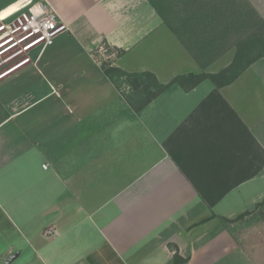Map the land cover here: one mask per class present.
Returning a JSON list of instances; mask_svg holds the SVG:
<instances>
[{
  "label": "crops",
  "instance_id": "1",
  "mask_svg": "<svg viewBox=\"0 0 264 264\" xmlns=\"http://www.w3.org/2000/svg\"><path fill=\"white\" fill-rule=\"evenodd\" d=\"M29 1L0 0V17ZM49 2L69 31L31 66L61 91H0V264H264V57L221 97L210 78L174 83L138 110L98 50L169 84L236 48L202 66L150 0ZM200 190L226 194L210 206Z\"/></svg>",
  "mask_w": 264,
  "mask_h": 264
},
{
  "label": "trees",
  "instance_id": "2",
  "mask_svg": "<svg viewBox=\"0 0 264 264\" xmlns=\"http://www.w3.org/2000/svg\"><path fill=\"white\" fill-rule=\"evenodd\" d=\"M183 1H185L184 4H186V8L181 5L180 9L179 4H181ZM150 2L160 11L166 23L172 27L175 33L182 39L183 43L202 66H206L207 64L211 63L231 47L236 48V54L230 65L216 73L196 74L190 72L176 77L169 84L160 83L157 77L150 72L137 73L146 76L151 80V82H153L154 85H156V91H152L149 99L144 102V104L140 105L138 110L151 102L156 96H158L161 92L166 90L174 83H178L186 90H189L196 87L204 79L210 78L216 86L210 96L221 97L219 94L220 87L232 83L254 62L264 57V18L259 14V12L251 4V2H249V0H178L175 6L178 8V10L180 9L182 14H184H181L183 16L181 21H183V23L187 22V24H189L190 27H187L190 28V32H193V30L196 32L195 37L197 43L199 44L196 46L190 42V40H187L186 37H183L180 31L169 22L166 16L167 14L162 11L158 0H150ZM222 18L233 20L235 22V27L230 29L228 25H224L221 26V29H218L217 31L216 28L219 26V24H221ZM192 27L194 29H192ZM215 30L216 32H220V36L218 35V37H212V34L215 32ZM232 30L236 35L235 41L232 42V44L220 46L219 43H216L217 41H225V39L228 37V33L232 32ZM117 70L126 74L125 71L117 67L112 69V71ZM106 73L112 77L111 70H106ZM223 103L231 112V119L238 121L240 128L247 131L250 137L253 138V135L248 131L245 124L242 122V120H240L236 112L230 107L227 101L223 99ZM257 145V156L258 159H260L261 155H264V150L259 144ZM166 146L168 150H170L169 144L166 143ZM171 154L174 158H176L173 151ZM263 163L264 158L261 164ZM199 193L209 203L210 206L214 205L226 194L225 192L215 193L203 190H200ZM263 205L264 200L258 203L256 208H259ZM251 212L252 211H245L244 213L240 214L237 219H242L245 216L251 214ZM180 261V256L177 253L175 262L179 263Z\"/></svg>",
  "mask_w": 264,
  "mask_h": 264
},
{
  "label": "built area",
  "instance_id": "3",
  "mask_svg": "<svg viewBox=\"0 0 264 264\" xmlns=\"http://www.w3.org/2000/svg\"><path fill=\"white\" fill-rule=\"evenodd\" d=\"M67 31L69 25L49 0H31L1 16L0 80L28 64H35L56 37ZM54 233L49 229L46 235Z\"/></svg>",
  "mask_w": 264,
  "mask_h": 264
},
{
  "label": "rangeland",
  "instance_id": "4",
  "mask_svg": "<svg viewBox=\"0 0 264 264\" xmlns=\"http://www.w3.org/2000/svg\"><path fill=\"white\" fill-rule=\"evenodd\" d=\"M177 1L178 0H158V3L162 11L165 14H167L166 16L169 22L180 31L183 37H186V39L190 40V42H192L195 46L199 45L195 37L196 32L194 30L193 32H190V28H188L190 27L189 24H187V22L183 23V21H181L183 19L182 15L184 14L181 13L180 9H181V5L186 8V4H184L185 1L179 4L180 5L179 10L175 6ZM221 24H219V26L216 28L217 31L218 29L220 30L221 26H224V25L226 26L228 25L230 29L231 28L233 29L235 27V22L231 19L227 20L226 18H222ZM192 29L194 28L192 27ZM216 30L212 34V37H218V35L220 36V32H216ZM235 36H236L235 32H233L232 30V32L228 33V37L227 39H225V41L223 42L217 41L216 43L217 44L219 43L220 46L232 44V42L235 41ZM227 51L228 50H226L225 52ZM37 54H38L37 51H35L34 58H35V55L37 56ZM118 54H119V51H116L115 49H112L110 47H104L102 51L98 50V52L95 53V55L98 56L99 60L102 61V64L105 70H111L112 78H114L115 83L118 85V88L122 89V93L128 99L130 104H132V106L138 109L140 105L144 104V102H146L149 99L152 91H156L155 90L156 85H154L153 82H151L149 78L141 74H137V73L127 74V72L125 74V73L119 72L118 70L112 71V69L116 68L113 64V61H114L113 59ZM223 54H221L220 56H222ZM31 65L32 64H28L22 67L21 68L22 70L19 69L15 73L7 77L6 79H2L0 81V91H18V92L35 91L37 93H40L41 91L43 93L45 91H52V90L61 91L57 83H54L56 88L53 87L50 81L47 79V76L45 77V76L40 75L38 71L34 72L32 70ZM52 101H54V98H49V100H47L45 103L51 104ZM5 107H6V104L2 97L1 104H0V119L3 118L4 114L6 113ZM257 212L256 214L263 216L264 208L259 207L257 209Z\"/></svg>",
  "mask_w": 264,
  "mask_h": 264
}]
</instances>
